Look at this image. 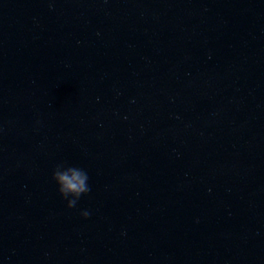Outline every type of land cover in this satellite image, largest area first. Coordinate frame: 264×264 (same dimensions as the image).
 <instances>
[{
	"label": "water",
	"instance_id": "95a60500",
	"mask_svg": "<svg viewBox=\"0 0 264 264\" xmlns=\"http://www.w3.org/2000/svg\"><path fill=\"white\" fill-rule=\"evenodd\" d=\"M0 264H264V0H0Z\"/></svg>",
	"mask_w": 264,
	"mask_h": 264
},
{
	"label": "clouds",
	"instance_id": "9594fccd",
	"mask_svg": "<svg viewBox=\"0 0 264 264\" xmlns=\"http://www.w3.org/2000/svg\"><path fill=\"white\" fill-rule=\"evenodd\" d=\"M52 179L57 185L58 193L66 200V206L68 208L75 207L81 195L90 191L88 174L76 166L57 164L52 171ZM80 214L83 217L90 215L88 211H82Z\"/></svg>",
	"mask_w": 264,
	"mask_h": 264
}]
</instances>
